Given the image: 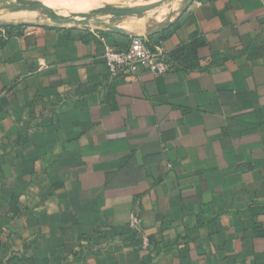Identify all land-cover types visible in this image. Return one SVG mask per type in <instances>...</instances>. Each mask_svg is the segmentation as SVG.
<instances>
[{
	"label": "crops",
	"instance_id": "1",
	"mask_svg": "<svg viewBox=\"0 0 264 264\" xmlns=\"http://www.w3.org/2000/svg\"><path fill=\"white\" fill-rule=\"evenodd\" d=\"M176 11L0 25V264H264V0ZM134 36L202 43L192 69L113 77Z\"/></svg>",
	"mask_w": 264,
	"mask_h": 264
},
{
	"label": "rangeland",
	"instance_id": "2",
	"mask_svg": "<svg viewBox=\"0 0 264 264\" xmlns=\"http://www.w3.org/2000/svg\"><path fill=\"white\" fill-rule=\"evenodd\" d=\"M0 1H6V0H0ZM10 1L13 2L39 1L46 5H49L50 7L53 8L52 10L54 12L62 15H72L75 13L92 14L93 12H95V16L92 17L88 25L89 28L95 29V28H106L107 26H117L123 24V21L136 20L139 18L137 15L119 18L114 13V9H113L114 7L141 10L149 5H152L153 3L156 4L163 0H95V1L94 0H10ZM81 1H85L91 5L88 6L89 7L88 9L91 10L90 12H74L75 10L72 8H77L84 5L81 4ZM174 4L177 6V8L180 7L179 0H176L174 3L164 4L160 8H156L148 11L145 15V18L158 19V18L168 17L172 12ZM4 6L5 4L0 5V25L8 24V23L13 24V23H24V22L25 23L45 22L47 24H52L51 21L42 12L16 13L8 10H3ZM97 7H99L100 10L97 9Z\"/></svg>",
	"mask_w": 264,
	"mask_h": 264
},
{
	"label": "built area",
	"instance_id": "3",
	"mask_svg": "<svg viewBox=\"0 0 264 264\" xmlns=\"http://www.w3.org/2000/svg\"><path fill=\"white\" fill-rule=\"evenodd\" d=\"M104 61L113 77L146 72L159 77L172 72L176 67V63L169 54L161 48L149 47L141 36H134L127 49H108L104 55ZM129 225L141 240L142 248L148 249L151 239L143 230L141 219L136 214H132Z\"/></svg>",
	"mask_w": 264,
	"mask_h": 264
},
{
	"label": "water",
	"instance_id": "4",
	"mask_svg": "<svg viewBox=\"0 0 264 264\" xmlns=\"http://www.w3.org/2000/svg\"><path fill=\"white\" fill-rule=\"evenodd\" d=\"M176 0H163L159 3L149 5L141 10L128 9V8H117L114 7V13L119 17H128L137 15L139 18H145L148 11L160 8L164 4L174 3ZM189 0H179L180 7L183 8L188 4ZM5 4L3 10H8L11 12H42L54 25H73V26H88L92 17L95 16V12L92 14L85 13H75L72 15H61L52 10V8L42 2H13L10 0L0 1V5ZM113 7V6H112ZM174 12L177 6H173ZM99 12V11H98ZM177 12V11H176ZM171 18L168 20L167 24L170 23ZM163 24V23H162ZM108 29L121 32L122 29L118 26H107ZM155 28L154 26L152 27ZM157 28V27H156ZM151 29V28H150ZM155 31V30H150Z\"/></svg>",
	"mask_w": 264,
	"mask_h": 264
},
{
	"label": "trees",
	"instance_id": "5",
	"mask_svg": "<svg viewBox=\"0 0 264 264\" xmlns=\"http://www.w3.org/2000/svg\"><path fill=\"white\" fill-rule=\"evenodd\" d=\"M201 43L202 42L198 40L191 44L179 47L171 54V59L186 70L192 69L195 66L193 65V61L196 59L197 51ZM188 62L190 63L188 64Z\"/></svg>",
	"mask_w": 264,
	"mask_h": 264
},
{
	"label": "bare ground",
	"instance_id": "6",
	"mask_svg": "<svg viewBox=\"0 0 264 264\" xmlns=\"http://www.w3.org/2000/svg\"><path fill=\"white\" fill-rule=\"evenodd\" d=\"M95 1V0H94ZM75 4V3H74ZM81 4H84V5H82L81 7H77V8H72V9H74L73 11L74 12H90L91 10H89L88 8V6H91L89 3H87V2H85V1H81ZM80 4V5H81ZM95 4H97V3H95ZM49 6V5H48ZM108 6V5H107ZM174 6H176L175 4H174ZM52 8V7H51ZM85 8H87V9H85ZM53 9V8H52ZM97 9H99L100 10V8L99 7H97ZM71 10V9H70ZM59 14V13H58ZM161 14V13H160ZM62 15V14H61Z\"/></svg>",
	"mask_w": 264,
	"mask_h": 264
}]
</instances>
